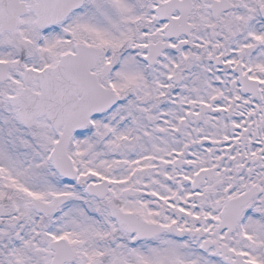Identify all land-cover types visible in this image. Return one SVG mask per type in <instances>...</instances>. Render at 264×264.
Instances as JSON below:
<instances>
[{
    "label": "snow or ice",
    "instance_id": "obj_1",
    "mask_svg": "<svg viewBox=\"0 0 264 264\" xmlns=\"http://www.w3.org/2000/svg\"><path fill=\"white\" fill-rule=\"evenodd\" d=\"M0 264H264V0H0Z\"/></svg>",
    "mask_w": 264,
    "mask_h": 264
}]
</instances>
